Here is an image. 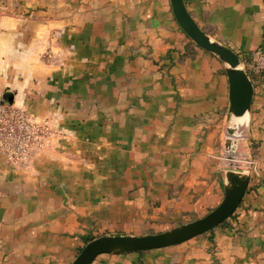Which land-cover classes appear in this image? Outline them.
<instances>
[{"label":"crops","instance_id":"obj_1","mask_svg":"<svg viewBox=\"0 0 264 264\" xmlns=\"http://www.w3.org/2000/svg\"><path fill=\"white\" fill-rule=\"evenodd\" d=\"M183 2L252 81L232 155L247 189L210 231L91 264H264V76L248 57L264 53V0ZM6 101L45 133L26 167L0 151V264H70L90 238L157 233L223 198L227 77L169 0H0Z\"/></svg>","mask_w":264,"mask_h":264},{"label":"water","instance_id":"obj_2","mask_svg":"<svg viewBox=\"0 0 264 264\" xmlns=\"http://www.w3.org/2000/svg\"><path fill=\"white\" fill-rule=\"evenodd\" d=\"M172 13L182 31L198 47L215 55L223 64L228 82V114L230 122L224 140V151L231 159L240 137L238 123L250 111L253 84L239 56L229 47L212 40L187 11L183 0H169ZM10 105L9 101L3 103ZM223 198L205 215L170 229L144 235L110 234L88 240L70 264H91L100 254H123L156 249L184 242L210 231L223 223L238 208L247 189L249 171L228 164L224 168Z\"/></svg>","mask_w":264,"mask_h":264},{"label":"built area","instance_id":"obj_3","mask_svg":"<svg viewBox=\"0 0 264 264\" xmlns=\"http://www.w3.org/2000/svg\"><path fill=\"white\" fill-rule=\"evenodd\" d=\"M251 67L264 76V53L249 54ZM45 133V128L33 122L23 107L0 104V151L5 159L19 167H26L33 146ZM234 166L246 167L248 163L233 157Z\"/></svg>","mask_w":264,"mask_h":264},{"label":"rangeland","instance_id":"obj_4","mask_svg":"<svg viewBox=\"0 0 264 264\" xmlns=\"http://www.w3.org/2000/svg\"><path fill=\"white\" fill-rule=\"evenodd\" d=\"M225 136H227V133H226ZM233 157H236V155H235V156H232L231 160H230L229 158L226 157V161H225L226 164H233V163H234V161H232V159H234ZM233 165H234V164H233ZM208 212H209V211H208ZM208 212H207V213H208ZM205 214H206V213H205ZM205 214L195 215V216H193V217H186V218L181 219V220H179V221H175V222H173V223L167 225V227H164L162 230L164 231V230L170 229V228H172V227H175V226H177V225H180V224H183V223H186V222L192 221V220H194V219H196V218H199V217H201V216H203V215H205ZM160 232H161V231H160Z\"/></svg>","mask_w":264,"mask_h":264},{"label":"trees","instance_id":"obj_5","mask_svg":"<svg viewBox=\"0 0 264 264\" xmlns=\"http://www.w3.org/2000/svg\"><path fill=\"white\" fill-rule=\"evenodd\" d=\"M249 72H250V74H251V73H253V71H252V70H249ZM90 239H91V238H90ZM90 239H89V240H90Z\"/></svg>","mask_w":264,"mask_h":264},{"label":"bare ground","instance_id":"obj_6","mask_svg":"<svg viewBox=\"0 0 264 264\" xmlns=\"http://www.w3.org/2000/svg\"><path fill=\"white\" fill-rule=\"evenodd\" d=\"M238 120H240V119H238Z\"/></svg>","mask_w":264,"mask_h":264}]
</instances>
